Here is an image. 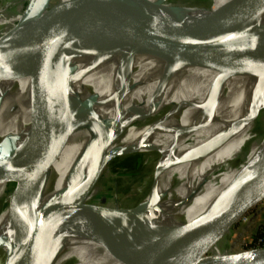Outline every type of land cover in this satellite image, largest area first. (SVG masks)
Masks as SVG:
<instances>
[{"label":"bare ground","instance_id":"1","mask_svg":"<svg viewBox=\"0 0 264 264\" xmlns=\"http://www.w3.org/2000/svg\"><path fill=\"white\" fill-rule=\"evenodd\" d=\"M78 1L60 0L55 8L43 12L39 23L60 11H70ZM147 1L156 0L133 3L142 5ZM178 1L184 3L179 6ZM235 1L165 0V4L190 12L191 28L199 16L205 21L211 16L215 22ZM18 18L3 13L0 21L8 19L12 27ZM70 24L74 29L85 27L80 18ZM253 25L262 27L246 33L239 49L263 54L264 9ZM69 60L75 69L85 63L88 66L79 78L72 74L67 85L52 92H35V62L14 69L0 81V163L3 160L4 168H8L6 172L0 168L3 185L20 160L14 168L10 164L11 145L24 142L31 151L35 149L29 135L36 128L43 131L45 144L68 136L63 148L46 161L47 172L39 178L43 154L33 158L35 168L23 181L29 188L21 203L22 228L58 240L60 252L51 264H132L101 243L122 222L142 217L146 224L133 237L154 238L168 231L189 230L206 219L197 250L207 253L224 214L225 190L254 153L264 150V134L254 138V125L264 109V75H223L214 68L179 63L142 43L117 50L75 53ZM90 74L89 82L83 80L84 90L72 98L74 83ZM110 94L115 96L112 101L101 105L99 101ZM132 107V113L122 118ZM109 119V125L101 126ZM249 142L246 153L243 147ZM110 154H144L148 162H153L149 189L131 207H121L114 198L108 201L103 184L109 180L112 185L113 175L110 161L105 165L102 162ZM101 165L99 183L83 202L95 210L85 215L81 226L74 230L75 224L67 222L66 216L86 190L92 171ZM8 191L4 187L0 191V264L18 233V229L8 226L12 202V192ZM161 193L163 199L143 213L146 204ZM99 217L105 223L93 226ZM221 240L223 243L224 237ZM35 261L43 262L40 257Z\"/></svg>","mask_w":264,"mask_h":264},{"label":"water","instance_id":"2","mask_svg":"<svg viewBox=\"0 0 264 264\" xmlns=\"http://www.w3.org/2000/svg\"><path fill=\"white\" fill-rule=\"evenodd\" d=\"M59 2L26 0L19 18L6 34L0 36V81L14 69L35 62V92H52L67 85L76 70L69 60L72 54L117 50L139 43L149 45L179 63L214 68L223 75H264V53L257 55L239 49L241 38L246 33L262 27L253 24L264 9V0H236L215 22L210 20L211 16L208 21L199 16L191 28L193 15L186 10L174 9L173 5L165 4V0L147 1L142 5L133 3L135 0H81L70 11H60L44 23H39L43 12L55 8ZM79 18L85 27L74 29L70 22ZM63 23L65 26L62 27ZM31 50L33 53L29 56ZM263 117L264 109L257 117L260 127L255 130L254 138L264 134ZM110 123L109 119L101 126ZM96 125L100 126L99 123ZM123 126L118 128L117 135L122 132ZM29 137H32L36 148L31 151L24 142L11 145L9 152H12L13 160L10 164L14 167L19 159L28 161L37 154H43L44 163L39 178L47 172L46 161L63 148L68 136L45 144L43 131L36 128ZM250 142L243 147L246 153ZM2 144L1 141L0 153ZM116 157L110 154L102 164ZM238 162L236 160L235 164ZM101 168L102 165L92 171L86 190L66 216L67 222L75 224L74 230L81 226L85 215L95 210L94 207L84 206L83 202L95 186ZM13 184L12 187L11 183L8 185L12 192L8 226L18 229V233L3 264H51L60 252L58 240L33 235L30 228H22L21 203L29 187L20 178ZM152 185L155 186V181ZM163 197V193L156 195L153 201L146 204L143 213L155 207ZM223 203V226L215 239L224 237L225 245H217L207 253L197 250L206 219L189 230L168 231L154 238L133 237L146 221L142 217L128 219L101 243L132 264H264V246H248L250 239L247 241L252 229L256 235L259 227L264 225L263 220L259 227L256 224L264 213L263 149L254 153L229 184L223 194ZM103 223L105 221L99 217L93 226L100 227ZM38 257L43 262L35 261Z\"/></svg>","mask_w":264,"mask_h":264},{"label":"rangeland","instance_id":"3","mask_svg":"<svg viewBox=\"0 0 264 264\" xmlns=\"http://www.w3.org/2000/svg\"><path fill=\"white\" fill-rule=\"evenodd\" d=\"M25 3H26V0H0V18H1V14L3 13L5 14L7 13L9 15L11 14L20 15V11L24 7ZM182 3L184 2L178 1L177 4L180 6ZM7 21L6 22L0 21V35L1 36L6 34L8 29H10L11 27ZM92 64H94V62ZM87 66H88V63H85L77 67L73 73V76L76 79L79 78L81 72ZM94 66L98 68L100 67L98 63L94 64ZM91 74L82 80H79V81L77 80L78 82L74 81L75 83H74V89L72 92V98L74 97L76 92L80 93L82 90H84L85 82L83 80H86V82H89ZM152 75L153 74H151V76ZM145 87H146L145 84H143L142 89H144ZM114 97L115 96L112 94L107 95L103 97L99 101V103L105 106L109 102H111ZM131 105H133V103ZM134 107L130 108V110L122 114V118H125L126 115L132 113ZM258 126L260 127L259 121H256L254 125V130L256 129L258 130ZM146 158L147 157L144 154H131L128 156H123V157L117 156L116 158L110 161V165H111L110 174L113 175V183L112 185L109 186L110 182L108 180L107 184L106 182L103 184V188H105L106 194L108 196V201H112L114 198L115 202H117L118 205H120L123 208H127V207H131L135 205L136 202L139 201L145 195V193L147 192L146 190L149 189V186L151 184V179H152V174H153V162H148ZM0 168L4 169L5 172L8 171L7 167L4 168L3 160L0 163ZM34 168H35V164H34L33 158L28 161L20 159L17 163V166H15L13 172L11 173L9 172V174L6 175L4 185H3V180L0 179V191H2L3 187L4 189L7 188V191L8 190L11 191L10 188L12 187V185H14L13 183L19 180V178L23 182L25 179L31 176L32 170H34ZM9 183H11V187L8 189ZM97 183H99V180L96 181V184ZM138 194H141V195L138 196ZM223 217H224V214L222 215L220 222L218 223V225L216 226L214 230V235H213L214 238L217 237L218 232L221 230L223 226ZM262 220L264 221V213L259 217V221H257L259 223H256L257 225L259 224L258 227L262 224L261 222ZM252 231L254 232V229H252ZM253 232L250 234V237L247 239V241L254 236ZM222 238L223 237H221L218 240L215 239L214 242L210 245L208 252L214 249V247L217 245L223 244L224 246L225 240H223V243H222V240H221Z\"/></svg>","mask_w":264,"mask_h":264},{"label":"built area","instance_id":"4","mask_svg":"<svg viewBox=\"0 0 264 264\" xmlns=\"http://www.w3.org/2000/svg\"><path fill=\"white\" fill-rule=\"evenodd\" d=\"M258 230L261 234L255 235V238L250 239L248 246H264V225H261Z\"/></svg>","mask_w":264,"mask_h":264},{"label":"trees","instance_id":"5","mask_svg":"<svg viewBox=\"0 0 264 264\" xmlns=\"http://www.w3.org/2000/svg\"><path fill=\"white\" fill-rule=\"evenodd\" d=\"M259 234H261V233H260L259 230H257V231H256V236L259 235ZM253 238H255V235H254L251 239H253Z\"/></svg>","mask_w":264,"mask_h":264}]
</instances>
